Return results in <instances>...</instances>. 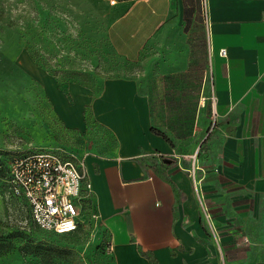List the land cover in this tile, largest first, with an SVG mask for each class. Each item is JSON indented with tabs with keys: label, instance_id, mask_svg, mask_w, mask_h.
I'll list each match as a JSON object with an SVG mask.
<instances>
[{
	"label": "crops",
	"instance_id": "crops-1",
	"mask_svg": "<svg viewBox=\"0 0 264 264\" xmlns=\"http://www.w3.org/2000/svg\"><path fill=\"white\" fill-rule=\"evenodd\" d=\"M113 10L131 76L97 93L41 76L67 128L90 114L115 142L84 163L116 264H264V0Z\"/></svg>",
	"mask_w": 264,
	"mask_h": 264
},
{
	"label": "rangeland",
	"instance_id": "rangeland-1",
	"mask_svg": "<svg viewBox=\"0 0 264 264\" xmlns=\"http://www.w3.org/2000/svg\"><path fill=\"white\" fill-rule=\"evenodd\" d=\"M122 0H0V233L24 228L35 251L21 243L0 256V264H116L109 236L92 220L80 230L50 235L31 220L26 204L12 196L7 164L19 152L53 150L85 162L106 154L114 140L87 116V127L67 128L46 93L43 75L61 90L78 83L99 92L105 80L129 77L135 63L110 37L113 7Z\"/></svg>",
	"mask_w": 264,
	"mask_h": 264
},
{
	"label": "built area",
	"instance_id": "built-area-1",
	"mask_svg": "<svg viewBox=\"0 0 264 264\" xmlns=\"http://www.w3.org/2000/svg\"><path fill=\"white\" fill-rule=\"evenodd\" d=\"M201 3L207 15L208 0ZM221 54L225 56L227 51L223 49ZM7 168L10 193L26 204L40 230L61 236L84 227L93 187L83 161L53 150L31 149L13 155ZM92 220L97 223L96 213Z\"/></svg>",
	"mask_w": 264,
	"mask_h": 264
},
{
	"label": "trees",
	"instance_id": "trees-1",
	"mask_svg": "<svg viewBox=\"0 0 264 264\" xmlns=\"http://www.w3.org/2000/svg\"><path fill=\"white\" fill-rule=\"evenodd\" d=\"M8 171V168H7ZM9 176V175H8ZM33 238L28 234L24 228L14 229L13 231H4L0 233V256L10 253L17 247V243L22 245L19 250L24 255L31 254L35 251Z\"/></svg>",
	"mask_w": 264,
	"mask_h": 264
}]
</instances>
